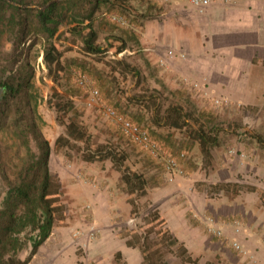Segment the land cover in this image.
Masks as SVG:
<instances>
[{
    "label": "rangeland",
    "instance_id": "374dc122",
    "mask_svg": "<svg viewBox=\"0 0 264 264\" xmlns=\"http://www.w3.org/2000/svg\"><path fill=\"white\" fill-rule=\"evenodd\" d=\"M165 9L170 13L174 12L177 19L182 17L184 20L188 19V15L193 17L194 12L184 1L129 0V16L126 13L107 12L102 8L94 19L98 43L106 47L109 43L118 45L116 39H123L126 42V49L123 52L115 54L113 48L105 56L93 58L80 52V45L76 39L61 42L62 48L69 49L62 57L65 73L74 82L80 77L86 78L88 87L98 91V101L92 102L91 105H88L90 101L88 88L81 87L77 96L72 98L78 118L95 134V143L112 144L113 147L125 152V165L141 173L147 181L146 195L132 196L138 207L137 214L133 216L130 215L131 207L126 203L124 187L120 185L117 189L112 186V194L116 195L117 199L113 200L115 205L110 213L108 212V216L111 217L110 227L116 234L122 236L129 231L141 233L149 227L146 224L149 220L147 214L156 208L164 221L162 228L168 227V219L169 225L176 229L179 238L189 247L198 246L202 242L206 245L220 243L226 247L229 257L236 254L243 256L247 246L243 253H239L231 246V237L235 228H239L240 233L243 229L242 222L237 217L243 211L257 210L259 201L257 194L246 192L245 189L217 192L207 187L210 184L237 183L264 189V148L259 147L251 137L253 134L264 136V105L252 107L235 104L205 88L200 90L196 82L191 80L188 82L184 80L181 83L182 89L171 86L167 80L168 76L161 74L158 68L160 60L157 62V58L147 50L155 45L151 39L155 33L152 24L162 19L161 14ZM202 12L203 10L199 13ZM111 15L123 17L125 24L114 23ZM32 55L36 72L34 84L40 98L37 107L42 121L40 129L51 150L48 167L61 184L62 201L67 207L64 220L55 226L67 227L69 222L81 220L82 217L81 219L80 216L77 217L78 213L86 215L84 218L86 222H94L91 221L93 205L91 194L100 186L97 175L105 174L106 178L112 181L119 177V174L109 161L85 163L77 148L55 147V140L64 133V127L56 122L55 111L46 101L54 89L62 93L65 87H59L50 80L40 55L35 56V53ZM132 69L138 73L137 76ZM61 84L65 85L64 78ZM154 101L160 105L161 111L169 104H179L207 130H220L219 145L211 149L209 159L203 157L197 143L187 137L185 132L153 125L151 121ZM103 108H111L121 117L131 119L146 128L154 140L164 144L173 156L185 153L184 160L179 163L181 174H175L169 181L170 174L164 166L131 143L119 126L104 115ZM1 185L0 181V197ZM155 186L160 188L168 186L169 188L165 190L169 189L167 193H172L175 197L173 200L154 204L149 199L147 188L151 192ZM147 203L149 206L145 207ZM158 206H161V210L157 208ZM175 209L181 212L182 218H174L172 212ZM208 218L215 221L218 226L222 225L220 227L223 228L225 238L213 237L206 231L205 221ZM81 224L76 227L77 231L83 229ZM89 233L92 235L90 239H86V243L95 238L96 228ZM76 243L75 241L73 245L80 259L77 263L92 264L90 257H85L86 253H89L88 246L81 248ZM244 244L246 245V242ZM29 251L30 248L23 251L20 258L25 259ZM215 252L218 251L212 252L209 249L203 251L199 257H196L195 253V257L189 255L197 259L199 264H221L222 258L215 256ZM246 257L252 261L251 256ZM164 259L168 260L169 264H185L173 252L165 253ZM116 264H123L122 259Z\"/></svg>",
    "mask_w": 264,
    "mask_h": 264
},
{
    "label": "trees",
    "instance_id": "16d2710c",
    "mask_svg": "<svg viewBox=\"0 0 264 264\" xmlns=\"http://www.w3.org/2000/svg\"><path fill=\"white\" fill-rule=\"evenodd\" d=\"M102 8L129 16V0H0V264H28L67 214L61 184L48 167L51 150L40 129L33 53L41 56L50 80L65 87L62 93L54 89L46 101L55 111L56 122L64 127L55 147L77 148L85 163L109 161L119 174L131 216L137 214L138 208L132 196L146 195L147 181L125 165L126 153L112 144L95 143V134L78 118L72 98L81 87L65 73L62 61L69 49L62 48L61 42L68 39H76L80 52L93 58L105 56L113 48L115 54L126 49L123 39H116L118 45L109 43L106 47L98 43L94 19ZM134 75H138L135 70ZM63 78L65 85L61 84ZM152 107L154 126L185 132L197 143L203 157L210 158L211 149L219 145L220 130H207L179 104H169L163 111L158 103ZM251 137L264 148V136ZM158 143L172 155L164 144ZM207 188L217 192L245 189L257 192L264 202V191L254 186L218 183ZM147 216L149 227L141 233L119 234L127 247L140 251L143 264H169L164 256L171 252L185 264H199L167 228H162L164 221L156 208ZM29 248V255L21 259L20 254ZM120 257L117 252L115 260L118 262Z\"/></svg>",
    "mask_w": 264,
    "mask_h": 264
},
{
    "label": "crops",
    "instance_id": "0c3cea01",
    "mask_svg": "<svg viewBox=\"0 0 264 264\" xmlns=\"http://www.w3.org/2000/svg\"><path fill=\"white\" fill-rule=\"evenodd\" d=\"M191 8L194 11L193 17L188 15L186 20L182 17L177 19L174 12L170 13L165 9L161 14L162 19L152 24L155 33L151 39L155 45L147 50L157 58V62L163 60L164 65H158L161 74L168 76V83L179 89H182L181 83L184 80H191L196 82L200 90L205 88L235 104L263 106L264 0H209L202 13ZM168 51H172L171 57L168 56ZM97 178L100 186L91 194V221L94 222H86V215L78 213L77 217H82L81 220L71 221L67 227L55 226L28 264H78L80 259L73 245L75 241L81 248L88 246L89 253L85 257H90L92 264H116L117 252L120 253L123 264H143L140 251L127 247L125 239L120 238L119 233L116 234L110 227L111 217L108 214L115 205L113 200L117 199L111 189L112 186L117 188L121 185L119 177L111 181L101 173ZM255 187L264 191L263 188ZM166 188L169 187L155 186L151 192L147 188L149 199L154 204L173 200L175 196L167 193L169 189L165 190ZM251 193L257 194V210L243 211L237 217L243 225L239 237L244 251L247 246L243 256L236 254L229 257L226 247L220 243L206 245L202 242L198 246L189 247L179 238L176 229L169 225L165 216L167 229L193 257L195 254L199 257L203 251L211 249L212 252L218 251L214 255L222 258L221 264H264V202L257 192ZM157 208L161 210V206ZM180 214L178 209L172 212L174 218H182L183 215ZM80 223L83 229L77 231L76 227ZM95 228V238L86 243V239H90L86 236ZM88 229L89 231H85ZM75 233H81L82 237L75 240ZM246 256H251L252 261Z\"/></svg>",
    "mask_w": 264,
    "mask_h": 264
},
{
    "label": "built area",
    "instance_id": "2783aa9c",
    "mask_svg": "<svg viewBox=\"0 0 264 264\" xmlns=\"http://www.w3.org/2000/svg\"><path fill=\"white\" fill-rule=\"evenodd\" d=\"M159 1V0H157ZM187 2L191 7L201 12L208 4L209 0H178ZM111 20L117 24H125L124 18L117 15H111ZM168 56H172V51L167 52ZM159 65L163 66L164 62L160 59ZM78 85L82 88H88L89 102L88 105H91L92 102L96 103L98 101V91L92 90L88 87L87 79L84 77H80L77 79ZM104 115L112 120L116 125L119 126L121 132L135 144L138 148L145 151L152 159L158 161L160 164L164 166L167 173L170 174L169 181L172 180L175 174H181V170L179 168V161L185 157L184 154H179L178 157L172 156L166 152V150L159 145L157 141H155L148 130L141 125L131 122L129 119L121 117L116 113L115 110L111 108H103ZM206 231L211 234L213 237L225 238V233L223 228L218 226V224L212 219H207L205 221ZM240 229L235 228L233 231V236L231 237V246L234 250L239 253H243L244 247L239 239ZM92 234L89 233L86 238H90ZM82 237L81 233H75L74 238L78 240V238Z\"/></svg>",
    "mask_w": 264,
    "mask_h": 264
},
{
    "label": "water",
    "instance_id": "95a60500",
    "mask_svg": "<svg viewBox=\"0 0 264 264\" xmlns=\"http://www.w3.org/2000/svg\"><path fill=\"white\" fill-rule=\"evenodd\" d=\"M6 1H9V0H6ZM53 1H59V0H53Z\"/></svg>",
    "mask_w": 264,
    "mask_h": 264
}]
</instances>
